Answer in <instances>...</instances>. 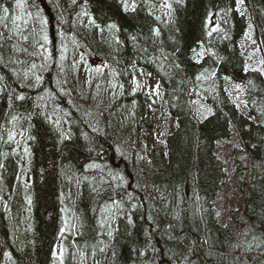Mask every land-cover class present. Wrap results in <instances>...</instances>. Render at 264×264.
I'll return each instance as SVG.
<instances>
[{
    "label": "trees",
    "instance_id": "obj_1",
    "mask_svg": "<svg viewBox=\"0 0 264 264\" xmlns=\"http://www.w3.org/2000/svg\"><path fill=\"white\" fill-rule=\"evenodd\" d=\"M19 2L0 0V16L9 9L0 20V264H264V75L252 70L264 60V0H245L246 9L237 0H167L171 11L165 0H125L127 11L122 0ZM74 50L104 69L84 80ZM33 63L42 81L29 87L23 73ZM139 69L158 80L160 102L132 91ZM226 79L241 86L244 105ZM192 93L212 109L204 120ZM161 102L176 129L165 147L144 145L139 128ZM233 128L236 201L221 223L228 174L216 148ZM105 204L112 218L101 227Z\"/></svg>",
    "mask_w": 264,
    "mask_h": 264
},
{
    "label": "rangeland",
    "instance_id": "obj_2",
    "mask_svg": "<svg viewBox=\"0 0 264 264\" xmlns=\"http://www.w3.org/2000/svg\"><path fill=\"white\" fill-rule=\"evenodd\" d=\"M243 9H246L245 0H243ZM241 9V11L243 10ZM86 46L82 43L81 48L87 50ZM202 47L195 51L194 57L195 60L200 62L204 58L205 50L203 48V55L201 56ZM83 54L84 59H81V55ZM74 61L80 65L81 70L79 71L80 76L83 77L84 80L88 79V75L92 72L99 73L104 69V62L93 56V55H86V53H80L78 50H74ZM85 62L89 64L90 67L85 65ZM100 68L99 72L95 71L96 68ZM88 72H87V70ZM61 70V69H60ZM135 81V82H134ZM88 81L83 82L85 85ZM226 83L228 86V90L232 93L233 99L238 102L240 105H244L245 103L242 101L241 98V89H237L236 85L231 82L229 79H226ZM159 84L158 80L152 78L151 74L143 69L136 70L133 72V75L130 76V85L132 91H144L149 93L150 90L155 89V86ZM138 85V86H137ZM160 86V84H159ZM161 86L159 88V95H155L158 101H161ZM191 98L192 108L194 112L197 114L200 120H204L203 114L210 109V112H207V117L211 115L212 109L204 102L203 97L199 93H192ZM161 107L159 110H149V125L146 123H142L139 128V137L142 144H151V145H159V146H166V138L167 136L172 133L176 129V120L170 116L168 110L163 103L161 102ZM132 128L135 130L137 128L136 124ZM134 141L129 142L127 147L133 146ZM241 145V139L239 133L236 129L233 128L232 134L228 139L222 140L217 143L216 152L220 159L224 162L226 172L228 174V179L226 181L225 187L222 189L221 194L218 199V203L216 206V214L218 219L221 223H225L226 215L228 210L233 207L235 203V198L233 194L232 188V180H231V172L233 169V150L236 147ZM94 177L98 178V172L92 173ZM71 220L70 216L65 217V223H67L68 227L65 230L66 233L69 232V224L68 222ZM85 227V226H84Z\"/></svg>",
    "mask_w": 264,
    "mask_h": 264
},
{
    "label": "snow or ice",
    "instance_id": "obj_3",
    "mask_svg": "<svg viewBox=\"0 0 264 264\" xmlns=\"http://www.w3.org/2000/svg\"><path fill=\"white\" fill-rule=\"evenodd\" d=\"M75 2H76V0H73V3H75ZM177 2L179 3L180 0H177ZM242 3H243V0H237V4L238 5L239 4H242ZM122 4H123V7H124L125 11H127L128 10V4L125 2V0H122ZM16 6L18 8H21V9L23 8V5L19 2V0H17V5ZM36 7H37V17L40 19L41 25L44 26V25H46L47 22H46V20H44V18L42 16L39 15V13H40L39 6L37 5ZM161 7L162 8L166 7V8L169 9V11H171V9H172V5L170 3H167V0H165V4L161 5ZM133 10H134V6H133ZM2 11H3V14L4 15L3 16H0V20L7 18L8 14H9V9L7 7L3 8ZM237 11H239V8H237ZM84 14L86 15L87 13H84ZM29 15H31V13H29ZM241 15H243V13H241ZM20 18L21 17H19V16L14 17L13 18V23L15 24V21L16 20H19ZM157 19L159 20L160 17H157ZM25 23H27V21H25ZM93 23H94V21H93ZM209 23H211V20H209ZM108 27H109V29H113V28H116L117 26L114 25V24H112V25H109ZM218 27H219V24L217 22L215 24V26H213V27L210 28V30L208 32V35L211 36L212 32L216 31V29ZM251 29H252V25L249 24V30H251ZM2 35L3 34L0 33V37H2ZM156 35L157 36L159 35V30H156ZM246 37L248 39H251V35L250 34H246ZM24 39L27 40V37L25 36ZM42 39L44 40L45 44H48L49 43L48 36H47L46 32L43 35ZM117 43H119L118 40H117ZM253 43H255V41H253ZM193 51H195V50H193ZM45 52L47 53V55H46L45 58L50 60L51 59V53L50 52H47V49H45ZM64 52H65V48L62 47L61 50H60V60L61 61H63L65 59ZM200 55L201 56L203 55V48L201 50ZM81 59H84L83 54L81 55ZM260 65H262V67L253 68L252 70L253 71H258L262 75H264V60H261L260 61ZM40 67L41 68H44L45 66L44 65H40ZM36 68H37V65L33 63L31 65V69L26 70L23 73V80L26 81V80H29L30 78L34 80V83L33 84L27 85L29 87H35L36 85H39L41 83V81H42V77L40 75L36 74V72L34 71ZM100 70L101 69L99 67L95 69V71H97V72H99ZM16 75H17V78L19 79L20 78V74L19 73H16ZM211 75L214 76L215 73L213 72V73H211ZM200 78L201 77H197V79H200ZM0 80H3V77H0ZM59 83H60V81L58 80L57 81V84H59ZM21 86L24 87L26 85H24L23 83H21ZM159 88H160V86H159V84H157L155 86V89L149 91V95H153V94L159 95ZM236 88L237 89H241V86L240 85H236ZM0 91H3V89L0 88ZM48 96L51 97L52 96V93L49 92L48 93ZM16 98L22 101V100L25 99V96L23 94H20ZM41 99H44V97H41ZM210 111L211 110L208 109L203 114L204 118H207V112H210ZM16 119H17V117L14 116L13 117V121H15ZM94 131H95V129H94ZM9 139L10 140L13 139V134L12 133H9ZM25 151L27 152V149H25ZM2 166L3 165H0V167H2ZM90 167H95V166H90ZM85 179H87V177H85ZM113 179H119L121 182H123L124 177L123 176H120L119 174H115V175H113ZM77 183H79V180L77 181ZM92 191L95 192V191H98V190L96 188H93ZM28 203H29V205H31V199L30 198L28 199ZM113 204L116 205L117 207L120 206L118 201H113ZM111 213H112V205L105 204L104 207L101 209V221H100V226L101 227H104L105 224H108V221L112 218ZM73 215H75V214H73ZM129 222L131 223V220H129ZM67 227H68V225L66 223L65 228H62L61 229V235L63 234V232L66 230ZM71 228L72 229H76L77 228V223H72L71 224ZM109 228H111L110 225H109ZM108 235H109V237H111V235H112V231L111 230H109ZM101 250L103 251V249H101ZM54 255H56V254L54 253Z\"/></svg>",
    "mask_w": 264,
    "mask_h": 264
}]
</instances>
